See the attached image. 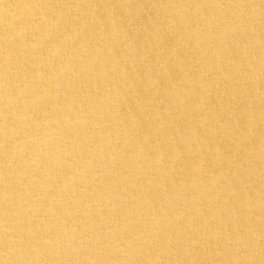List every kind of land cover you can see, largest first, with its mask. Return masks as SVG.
<instances>
[{
	"label": "bare ground",
	"instance_id": "1",
	"mask_svg": "<svg viewBox=\"0 0 264 264\" xmlns=\"http://www.w3.org/2000/svg\"><path fill=\"white\" fill-rule=\"evenodd\" d=\"M0 264H264V0H0Z\"/></svg>",
	"mask_w": 264,
	"mask_h": 264
}]
</instances>
